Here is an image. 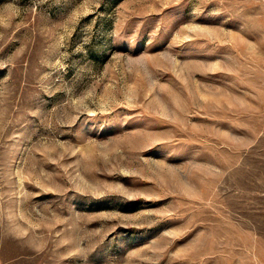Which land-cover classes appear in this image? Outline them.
<instances>
[{
	"label": "rangeland",
	"instance_id": "obj_1",
	"mask_svg": "<svg viewBox=\"0 0 264 264\" xmlns=\"http://www.w3.org/2000/svg\"><path fill=\"white\" fill-rule=\"evenodd\" d=\"M0 264H264V0H0Z\"/></svg>",
	"mask_w": 264,
	"mask_h": 264
}]
</instances>
